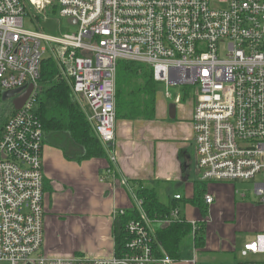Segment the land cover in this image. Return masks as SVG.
I'll return each mask as SVG.
<instances>
[{
	"label": "built area",
	"instance_id": "obj_1",
	"mask_svg": "<svg viewBox=\"0 0 264 264\" xmlns=\"http://www.w3.org/2000/svg\"><path fill=\"white\" fill-rule=\"evenodd\" d=\"M29 1L43 8L54 1L60 17L75 20L70 24L77 29L52 35L25 28ZM48 50L76 97L87 102L105 145L116 140L119 61L149 65L168 99L193 101L200 180L252 182L260 175L255 187L264 203V0H0V103L4 92L22 89L18 97L33 86L22 108L10 99L13 108L0 135V264L156 260L153 221L134 193L141 218L127 227L130 255L50 258L43 252L45 133L37 104ZM176 86L186 88L183 94L171 91ZM204 201L209 206L215 197L207 193ZM171 217L180 218V210ZM171 217L155 220L167 224ZM200 221H190L193 232ZM250 253L264 255V232L245 245L243 256ZM158 261L177 262L168 255Z\"/></svg>",
	"mask_w": 264,
	"mask_h": 264
},
{
	"label": "crops",
	"instance_id": "obj_2",
	"mask_svg": "<svg viewBox=\"0 0 264 264\" xmlns=\"http://www.w3.org/2000/svg\"><path fill=\"white\" fill-rule=\"evenodd\" d=\"M79 100L90 114L87 102ZM173 103L176 113L171 117ZM193 107V101L177 104L160 89L153 119L117 120L116 140L108 157L77 161L69 143L59 147L54 138L45 140L43 252L46 256L92 259L115 256V219L121 211L136 209L133 193L142 184L155 188L164 202L174 201V196L181 194L185 201L179 200L176 209L189 223L206 220L205 248L199 252L192 240H187L183 257L175 264H264L262 254H242L245 245L264 232L262 198L244 184L251 182L200 180L194 153ZM111 167L113 171L108 174ZM203 184L204 196L210 193L215 197L213 204L205 203V218L199 207L189 202ZM152 221L155 236L154 225L165 223Z\"/></svg>",
	"mask_w": 264,
	"mask_h": 264
},
{
	"label": "trees",
	"instance_id": "obj_3",
	"mask_svg": "<svg viewBox=\"0 0 264 264\" xmlns=\"http://www.w3.org/2000/svg\"><path fill=\"white\" fill-rule=\"evenodd\" d=\"M116 80L117 120L153 119L160 84L154 80L152 68L144 63L120 60ZM186 98L184 96V100ZM37 114L43 124L45 140L54 138L53 142L59 147H63L64 143L70 144L69 147L75 154L73 158L65 150L69 158L83 161L94 157H108L111 147L99 138L83 103L74 94L70 80L63 76L59 63L51 58L42 62ZM4 123L5 120L0 122V135ZM204 192V184L199 185L193 199L189 200L199 207L203 218L207 216ZM136 195L143 201L142 207L152 220L171 217V212L180 205L177 199L162 201L155 188L142 184L137 186ZM182 200L185 201V198ZM140 218L139 209L133 208L123 211L115 219V256L120 258L132 253L128 247L131 236L127 227L132 220ZM205 225V221H200L199 228L193 232V226L184 217H171L167 224H155L153 252L156 260L151 264H161L158 260L165 255L175 261L180 260L184 245L189 239L194 243V248L201 252L206 244Z\"/></svg>",
	"mask_w": 264,
	"mask_h": 264
},
{
	"label": "rangeland",
	"instance_id": "obj_4",
	"mask_svg": "<svg viewBox=\"0 0 264 264\" xmlns=\"http://www.w3.org/2000/svg\"><path fill=\"white\" fill-rule=\"evenodd\" d=\"M29 4H30L31 14H27L24 18L25 28L31 29V30H37V28L39 27L44 32L48 34H52V35H61L69 31L74 32L77 29L76 26L69 23L68 19L60 17L59 9L58 7L56 8L54 1H52V3L50 4H46L44 8L42 6H38L37 4L35 5L32 4L30 1H29ZM48 58L56 60L55 56L50 50H48L44 54V60ZM183 89H186V88H183ZM183 89L176 86V87L171 88V91L173 93L183 94ZM186 100H190V99L187 97ZM12 108H13L12 100L8 99L5 101L4 100L1 101L0 103V122L6 120L5 116L10 113ZM199 175L200 174L198 172L197 176ZM259 179H261L260 175H258L257 178L251 183H244L245 185H249L251 192L255 195L257 194L255 184H257ZM186 250L187 249L184 250V253L186 252ZM187 254L189 257H191L192 255V253L191 252L189 253V251ZM261 257L262 259H264V255H261Z\"/></svg>",
	"mask_w": 264,
	"mask_h": 264
},
{
	"label": "water",
	"instance_id": "obj_5",
	"mask_svg": "<svg viewBox=\"0 0 264 264\" xmlns=\"http://www.w3.org/2000/svg\"><path fill=\"white\" fill-rule=\"evenodd\" d=\"M69 23H76V21L70 19ZM21 90L22 89H17V90L4 92L3 99L4 100H8V99L14 98V97L17 96V94ZM32 90H33V86H30V88L26 92H24L23 94H21L20 96L16 97L13 100V104H14L15 109L22 108V106L25 104L26 100L28 99L29 95L31 94ZM175 113H176V104L173 103V104L170 105V116L174 117ZM107 146L111 147L112 143H108Z\"/></svg>",
	"mask_w": 264,
	"mask_h": 264
}]
</instances>
